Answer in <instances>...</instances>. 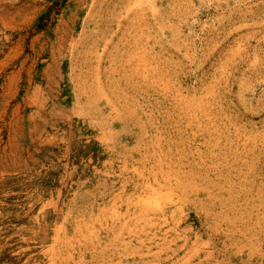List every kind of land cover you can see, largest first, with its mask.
<instances>
[{"label": "rangeland", "instance_id": "obj_1", "mask_svg": "<svg viewBox=\"0 0 264 264\" xmlns=\"http://www.w3.org/2000/svg\"><path fill=\"white\" fill-rule=\"evenodd\" d=\"M7 248L264 264V0H0Z\"/></svg>", "mask_w": 264, "mask_h": 264}, {"label": "trees", "instance_id": "obj_2", "mask_svg": "<svg viewBox=\"0 0 264 264\" xmlns=\"http://www.w3.org/2000/svg\"><path fill=\"white\" fill-rule=\"evenodd\" d=\"M43 17H41L40 18V20L42 19ZM36 26H38V25H36ZM15 198L14 197H11V198H9L8 200L9 201H13ZM10 212L12 213V214H14L15 212H16V210H13V209H10ZM27 219L28 218H25V219H23V221H21V222H18V221H12L11 220V224H16V225H21L22 223H24V222H27ZM6 224H9V223H3V225H6ZM7 234V233H6ZM11 250H13V248H7L6 250H5V253L6 252H8V264H16V263H13L14 262V259L15 258H11L10 257V253H11ZM10 262V263H9Z\"/></svg>", "mask_w": 264, "mask_h": 264}]
</instances>
